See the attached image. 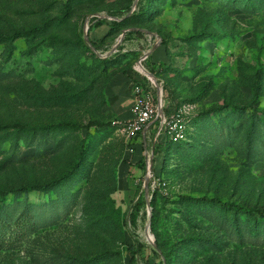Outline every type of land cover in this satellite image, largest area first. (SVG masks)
Segmentation results:
<instances>
[{"label":"rangeland","instance_id":"obj_1","mask_svg":"<svg viewBox=\"0 0 264 264\" xmlns=\"http://www.w3.org/2000/svg\"><path fill=\"white\" fill-rule=\"evenodd\" d=\"M0 27V189L41 186L0 201V264H264V0H0ZM140 58L183 138L124 129Z\"/></svg>","mask_w":264,"mask_h":264},{"label":"built area","instance_id":"obj_2","mask_svg":"<svg viewBox=\"0 0 264 264\" xmlns=\"http://www.w3.org/2000/svg\"><path fill=\"white\" fill-rule=\"evenodd\" d=\"M95 17L107 18L109 20L119 19L103 13L95 15ZM141 73L143 77L138 79V82L133 83L134 104L132 111L134 116L133 119L124 126V129L129 130L131 133H141L150 125L158 123L159 129L157 135L165 132L172 137L183 138L185 132L189 128L190 118L188 117L192 111V106L185 104L174 111V113L166 114L164 111L163 92L161 96H158L157 93V85L161 87L159 78L152 72L154 76L146 72ZM154 92L157 93L156 99L153 97Z\"/></svg>","mask_w":264,"mask_h":264},{"label":"trees","instance_id":"obj_3","mask_svg":"<svg viewBox=\"0 0 264 264\" xmlns=\"http://www.w3.org/2000/svg\"><path fill=\"white\" fill-rule=\"evenodd\" d=\"M107 15H109V16H112V17H116V18H119V19H113V20H109V19H107V18H98V17H94L90 22L92 23V22H94V27H97V28H99V27H101V26H103V25H106V24H108L109 26V30H108V32L106 33V35H109V34H111L112 33V29H113V26L112 25H116V26H118L119 24H120V22H122L126 17H127V13H121L120 15L119 14H113V13H107ZM111 25V26H110ZM42 28L43 27H41V26H37V27H35L34 29H32L33 31H39V30H42ZM24 31H20V32H18V31H14L13 33H9V32H6V31H4L1 27H0V43H3V42H5L6 40H8V38L9 37H12V38H19V37H23V33ZM136 33L138 34V33H141V31H136ZM105 36V35H104ZM91 44H92V46H93V48L94 49H99V45L96 43V41H92L91 42ZM85 46H86V48H87V50H88V52L89 53H91V54H93V55H96L95 54V52H94V49L91 47V45L90 44H88V43H85ZM151 72L157 77L158 75V73L157 72H154V71H152L151 70ZM157 78H159V77H157ZM159 80H161L160 78H159ZM139 80L138 79H135L134 80V82H138ZM163 87H165V85H163ZM167 92H168V97H169V95H170V93H169V91H168V89H167ZM164 111L166 112V113H169L170 111H169V108L167 107H165L164 108ZM193 121V119L191 118L190 120H189V126H191V122ZM157 124V123H156ZM69 126H74V124L73 123H65V122H59V123H57V124H54V125H52V124H50V125H48V126H32V127H30V126H28L27 124H22L20 121H16V122H14L13 124H11V125H8V127L9 128H17V129H19V131H22V130H30V131H34V130H43V131H46V130H50V129H52V127H57L58 129L59 128H62V129H65V128H67V127H69ZM5 141V140H4ZM167 151H168V148H167V146H166V144H160L159 145V147H158V149L157 150H154V154L155 155H163V156H165L166 154H167ZM142 166L145 168V166H146V162H145V160L143 159V162H142ZM30 186H33L32 188H33V190L34 189H39V188H41V186L39 185V184H31V185H27V187L26 186H22V187H19L18 189H15V188H11V189H0V201H3V200H5V198L9 195V194H11V193H20V192H23L22 190L23 189H27V188H29ZM42 188H44V187H42ZM138 203H135V205L134 206H136V207H139L138 205H137ZM254 210H251V212H253ZM134 212H133V209H132V212L129 214V221L130 222H136V219H135V216H134ZM134 236V238H135V244L131 247V248H133V253L134 254H140V253H142V249H143V244L140 242V238L137 236V235H133ZM156 244H157V247L159 248V253L157 252V254L158 255H160L161 257H165V255H164V253L160 250V243H159V241L158 240H156ZM166 262V264H169V261L167 260V261H165ZM145 264H149L148 262H146Z\"/></svg>","mask_w":264,"mask_h":264},{"label":"water","instance_id":"obj_4","mask_svg":"<svg viewBox=\"0 0 264 264\" xmlns=\"http://www.w3.org/2000/svg\"><path fill=\"white\" fill-rule=\"evenodd\" d=\"M126 31V30H125ZM124 31V32H125ZM89 44L91 45V47L93 48V46H92V44H91V42L89 41ZM156 48V47H155ZM154 48V49H155ZM94 49V48H93ZM95 50V49H94ZM153 51V50H152ZM152 51H149L148 53H146L145 54V56L147 57V56H149L151 53H152ZM142 60H143V58H140V60L138 61V63H137V65H140V66H142L143 68H144V70H145V72L146 73H148V74H150V75H153L148 69H146L145 68V66L142 64ZM154 76V75H153ZM162 92H163V90H162V88L159 86V85H157V93H158V96H161V94H162ZM145 187H146V189H148V185H145ZM147 234H148V236L149 237H151V235H150V233H149V230L147 231ZM152 240V239H151Z\"/></svg>","mask_w":264,"mask_h":264},{"label":"crops","instance_id":"obj_5","mask_svg":"<svg viewBox=\"0 0 264 264\" xmlns=\"http://www.w3.org/2000/svg\"><path fill=\"white\" fill-rule=\"evenodd\" d=\"M103 26H106V25H103ZM103 26H101V27H103ZM101 27H99V28H101ZM108 27V26H107ZM108 30H109V27H108V29L106 30V32L103 34V36L104 35H106V33L108 32ZM115 82H111L109 85H108V90L110 91V90H112L113 91V87L112 86H114L115 84H114ZM132 97H134V95H132ZM131 102V101H130ZM121 116H125V115H121Z\"/></svg>","mask_w":264,"mask_h":264},{"label":"bare ground","instance_id":"obj_6","mask_svg":"<svg viewBox=\"0 0 264 264\" xmlns=\"http://www.w3.org/2000/svg\"><path fill=\"white\" fill-rule=\"evenodd\" d=\"M138 67H140L142 70H140V72H145L144 68L140 65H138Z\"/></svg>","mask_w":264,"mask_h":264}]
</instances>
